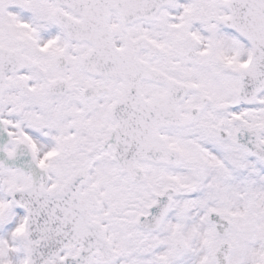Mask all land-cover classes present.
Instances as JSON below:
<instances>
[{"label":"snow or ice","instance_id":"snow-or-ice-1","mask_svg":"<svg viewBox=\"0 0 264 264\" xmlns=\"http://www.w3.org/2000/svg\"><path fill=\"white\" fill-rule=\"evenodd\" d=\"M0 264H264V0H0Z\"/></svg>","mask_w":264,"mask_h":264}]
</instances>
